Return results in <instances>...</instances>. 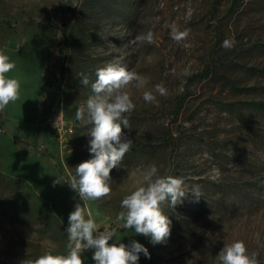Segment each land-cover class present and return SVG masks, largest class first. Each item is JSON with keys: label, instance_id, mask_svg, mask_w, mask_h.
<instances>
[{"label": "rangeland", "instance_id": "obj_1", "mask_svg": "<svg viewBox=\"0 0 264 264\" xmlns=\"http://www.w3.org/2000/svg\"><path fill=\"white\" fill-rule=\"evenodd\" d=\"M173 26L187 37L173 40ZM149 31L151 43L136 41ZM0 51L21 84L20 99L0 112V264L67 253L68 216L83 202L65 182L92 158L91 125L75 113L109 62L147 84L127 89L133 144L110 173L111 194L86 213L120 242L144 245L151 258L141 253L138 264H220L236 240L264 264V0H0ZM161 83L166 95L155 92ZM153 163L201 191L164 207L172 231L159 244L117 220ZM93 251L84 264H95Z\"/></svg>", "mask_w": 264, "mask_h": 264}, {"label": "clouds", "instance_id": "obj_2", "mask_svg": "<svg viewBox=\"0 0 264 264\" xmlns=\"http://www.w3.org/2000/svg\"><path fill=\"white\" fill-rule=\"evenodd\" d=\"M170 35L173 40L180 42L187 37L188 31H180L173 26ZM135 39L151 43L153 33L149 31ZM224 43L230 46L229 41ZM15 67V62L0 51V112L20 99V81L8 75ZM95 74L97 78L91 83L92 95L75 113L77 121L91 125L89 152L92 158L79 163L74 168L75 174L65 182L83 202L76 203L68 216L67 253L54 255L46 252L36 259L22 261V264H84L82 253L90 249L94 250L92 259L95 264H138L141 253L151 258L144 245L135 240L130 244L120 242L117 229L101 230L92 214L86 213L90 201L111 194L110 173L120 165L133 144L124 132V129L130 128L126 114L136 107L127 89H140L147 84L146 77L113 62L98 68ZM80 75L81 84L87 86L88 76L83 73ZM166 91L163 83L155 85V92L160 95H166ZM143 100L155 103L156 96L153 91H144ZM62 179L57 176L54 186L61 184ZM188 194L199 200V186L189 190L183 177L161 175L157 165L150 164L140 173L134 189L121 200L122 210L117 214V220L123 222L125 229H134L135 234L150 237L153 244L164 243L171 235L172 222L163 209L165 206L174 208L182 204ZM217 257L220 264H259L257 253H249L242 240L225 244Z\"/></svg>", "mask_w": 264, "mask_h": 264}, {"label": "trees", "instance_id": "obj_3", "mask_svg": "<svg viewBox=\"0 0 264 264\" xmlns=\"http://www.w3.org/2000/svg\"><path fill=\"white\" fill-rule=\"evenodd\" d=\"M207 74V71H205L204 73H203V75L205 76ZM252 106H261V105H263L262 103H252L251 104Z\"/></svg>", "mask_w": 264, "mask_h": 264}]
</instances>
